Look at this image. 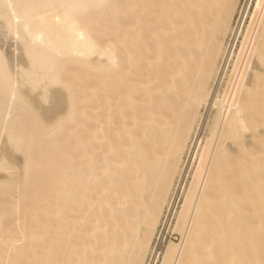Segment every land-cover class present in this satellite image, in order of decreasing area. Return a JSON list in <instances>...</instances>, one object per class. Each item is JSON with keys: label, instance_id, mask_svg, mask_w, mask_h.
<instances>
[{"label": "bare ground", "instance_id": "1", "mask_svg": "<svg viewBox=\"0 0 264 264\" xmlns=\"http://www.w3.org/2000/svg\"><path fill=\"white\" fill-rule=\"evenodd\" d=\"M126 1L0 0V180L28 182L24 112L43 135L81 113L57 201L17 230L0 206V264H264V0ZM69 62L98 75L79 111Z\"/></svg>", "mask_w": 264, "mask_h": 264}, {"label": "rangeland", "instance_id": "2", "mask_svg": "<svg viewBox=\"0 0 264 264\" xmlns=\"http://www.w3.org/2000/svg\"><path fill=\"white\" fill-rule=\"evenodd\" d=\"M115 1V3H117L116 5L118 6V7H120V5H122L121 7L122 8H124V9H122V10H120V8H118L120 11V13L121 14H123V13H125L126 12V10L129 8V7H126V6H128L127 5V1L126 0H114ZM183 1V0H182ZM180 2V1H179ZM178 3V2H177ZM176 3V4H177ZM182 3H179V7H180V5H181ZM175 5V3L172 5V6H174ZM177 6H178V4H177ZM171 7V6H170ZM176 7V6H175ZM106 9H107V7H105V8H102L101 10H100V12L101 13H104L105 11H106ZM103 10H104V12H103ZM108 10V9H107ZM118 12V10H117V15H120V13ZM155 16L154 17H156L157 15H159L158 14V12H157V14H154ZM151 17V16H150ZM150 17H148V18H150ZM148 18H147V20L146 21H148ZM152 18H153V16H152ZM157 18V17H156ZM156 18H155V21H156ZM150 21L149 22H151V23H154L155 21H154V19L152 20L151 18L149 19ZM153 21V22H152ZM115 22L113 21L112 23H111V25L109 26L110 28L112 27V29H114L115 27H116V24H117V22H116V24H114ZM108 26H107V29L106 30H104L105 32L107 31V35L105 34V32H101V34H100V36L102 37L103 36V38H100V37H98L97 39L100 41L101 39V41L102 42H105V43H103V44H106L107 42H109L108 40H110V37L111 36H114L115 35V33H113L114 31L113 30H111V29H108L109 28ZM111 31H113L112 32V34H111ZM146 32V31H145ZM147 33V32H146ZM109 34H111V35H109ZM114 34V35H113ZM105 35H106V37H105ZM109 35V36H108ZM172 35V34H171ZM105 37V38H104ZM171 38L173 37V36H170ZM100 38V39H99ZM112 38V37H111ZM114 38V37H113ZM171 38H169V40H171ZM96 39V40H97ZM167 39H168V37H167ZM104 40V41H103ZM141 40V38L139 39V41ZM99 42L100 44H101V46L103 45L102 44V42ZM107 41V42H106ZM98 42V41H97ZM141 42V41H140ZM151 43H152V41H151ZM99 44V45H100ZM172 50H174L173 48H172ZM167 52H170V49L169 50H166ZM162 62V60L159 62L160 64H161V66H162V64L163 63H161ZM164 62V64H166L165 63V60L163 61ZM77 63L76 62H69V65L68 64H66V69H64V71H63V74L61 75V82L64 84V82H65V84L64 85H62V86H70V89H71V85H73V83H74V81H75V83L77 84V86H78V83L80 84L79 86L80 87H78L77 88V86L76 85H73L76 89H77V91L75 90L74 91V94H75V96H76V94H77V99L78 100H75L76 101V105H75V108L77 107V109H78V111L79 110H81L80 109V107L82 108V103L80 104V102L82 101V99L84 100V98H85V95L86 94H88V92L86 93V91H87V87H88V90H90L89 88H91L92 86H94V84H96V82H95V80H96V77L98 78V75H95L96 73L94 72V71H92V72H90L89 70H85L86 68H85V66L84 65H76ZM128 64V63H127ZM163 64V66H162V68H164V66H166V65H164ZM81 66V67H80ZM83 67V68H82ZM167 67V66H166ZM165 67V69H167ZM85 68V69H84ZM169 68V67H168ZM143 68H140V70H142ZM146 69V68H145ZM144 69V70H145ZM165 69L163 70V71H165ZM144 70H142L143 71V73H141V71H139V73L140 74H144L145 73V75H146V72H144ZM88 71H89V73H88ZM147 71V70H146ZM166 71H170L169 69H167ZM88 74H87V73ZM77 73V77L75 78V74ZM166 73H168V72H166ZM74 77V78H73ZM73 79V80H72ZM72 80V81H71ZM98 80V79H97ZM71 82H72V84H71ZM61 83V84H62ZM68 83H69V85H68ZM74 83V84H75ZM71 84V85H70ZM73 86H72V89L71 90H73ZM86 90V91H85ZM82 91H84L85 93H83L82 94ZM72 93H73V91H72ZM85 94V95H84ZM80 95H81V98L84 96V98H82L81 99V101H80ZM74 96V95H73ZM76 98V97H75ZM146 98V97H145ZM145 98H143V97H140V101L141 102H137V103H139L140 105H142V106H139V109H141L142 107H143V105L146 107V105L148 106L149 104H146L145 105V101L146 102H148V98H146V100H145ZM142 99H144L145 101H143ZM138 100H139V98H138ZM83 102V101H82ZM81 105V106H80ZM80 106V107H79ZM145 107H143L142 109L144 110V108ZM162 108V109H161ZM77 109H75L76 110V112H78L77 111ZM142 109H141V111H142ZM160 109L161 110H163V109H165V108H163V107H160ZM26 112H28V114L27 113H23L20 117H21V120L20 119H18V121H17V125H16V131H14V133L12 134V136L13 137H15V138H17V139H23V140H25L24 141V143H22V144H20V146H22V147H20V146H18L19 147V149L20 150H22V152L25 154V158H28V159H30L31 160V165H30V167L28 168V169H26L25 171V174H26V182H27V180H28V184L26 183V186L24 187V184H21V185H12V184H10L9 182H7V179L6 178H8V179H10L9 177H11V178H13V177H17L18 176V171L17 170H14V171H12L11 169H9V168H7V169H4V173L1 175V176H4V181L3 180H0V206H3V207H5V209L6 210H10V212H11V210H12V214H6V216H5V218H3L2 219V221L3 222H5L7 225H9L10 227H14L13 229L14 230H17L16 229V227L15 226H26L27 224H32V222L30 223V214H29V208H30V206H31V203H34L35 204V207H36V209L39 211V213L40 212H42L41 214H43V211L46 209V202H47V200L48 199H50L51 197L54 199V198H56L55 200L57 201V196L54 194V192L52 191V189L51 188H55V186L57 185V187L54 189V190H57L58 189V187H59V185H58V182L56 181V182H54L55 181V179L57 180V178L60 176L59 175V170L61 169H63L64 168V170L67 168V166L69 167V165H71L70 167L72 168V162H70V158H69V154H70V156H71V151L72 150H74V149H72L71 150V148H70V143L72 142V141H69V138H70V140H71V138H73V137H75L76 136V134L79 132V127H78V125H76V123L75 122H77V124L79 123V119H80V117L79 116H81L80 114V112H78L77 114H78V118L79 119H74L73 118V120L71 119V120H66V121H64V122H61L60 124H59V126L58 127H56L55 129H53V131H51L50 133L51 134H49V135H47V134H42L43 132L44 133H46L42 128H38V127H36L38 124H37V122H34V120L36 121V119H34L33 117H34V115L32 116V115H30L31 113H29V111H26ZM165 112H166V109H165ZM77 114H74V116L76 117L77 116ZM24 115V116H23ZM23 116V117H22ZM115 122V121H114ZM37 124L36 126H35V124ZM117 122H115V125L116 126H114L113 124H110V127L112 128V127H114V129H112L113 131L115 130V128L117 127V124H116ZM113 125V126H112ZM34 126V127H33ZM76 126V127H75ZM40 127V126H39ZM78 127V128H77ZM43 131H42V130ZM41 130V131H40ZM55 130V131H54ZM137 130H140L141 131V129L139 128V129H137ZM137 130H136V132L135 133H138L137 132ZM139 131V132H140ZM1 132H4V131H1L0 130V133ZM139 134H141V133H138L137 134V136L139 135ZM140 136V135H139ZM28 138V139H27ZM67 139H68V141H67ZM72 140H74L75 141V138L74 139H72ZM74 141L72 142L73 144H75L74 143ZM120 142V141H119ZM118 142V144H120ZM65 143H67L68 144V147L70 148V149H68V147L65 145ZM72 143H71V146H72ZM95 144H97V143H95ZM101 144V143H100ZM99 144V146H102V145H100ZM103 144V143H102ZM76 145V144H75ZM105 145V144H104ZM103 145V146H104ZM67 147V149L65 150V148ZM95 147V145H92L91 146V148L93 147V148H100V147ZM102 146V147H103ZM106 146V145H105ZM73 148H75V147H73ZM67 150H71L70 151V153H69V151H67ZM62 151H63V153L65 154H63L62 153ZM68 152V153H65V152ZM73 152V151H72ZM92 152V151H91ZM63 154V155H62ZM97 154V153H96ZM68 156V158L69 159H67L68 161H66V158H67V156ZM72 155H73V153H72ZM20 156V155H19ZM96 157H98V155L96 156ZM78 160V159H77ZM76 160V161H77ZM64 161H65V163H64ZM67 162H69L68 163V165H67ZM62 166V168H60V167ZM59 167V168H58ZM60 170V172L62 173V171ZM69 170H70V168H69ZM68 170V171H69ZM17 173H16V172ZM67 171V170H66ZM66 171H63V172H66ZM17 174V175H16ZM123 174V172H121V175ZM125 174V173H124ZM126 175V174H125ZM6 177V178H5ZM106 178V177H105ZM105 178H103V177H101V179H102V181L105 183L107 180H103V179H105ZM132 178V177H131ZM97 179V178H96ZM101 179H99L100 181V183L102 184L103 182L101 181ZM96 181V180H95ZM99 182H98V184H99ZM103 183V184H104ZM110 182L108 181V184H109ZM103 184L101 185V186H103ZM106 185H107V183H105ZM111 184V183H110ZM55 185V186H54ZM106 185H104V187L106 186ZM95 186V185H94ZM93 186V187H94ZM98 187H100V185L98 186ZM97 186L96 187H94L95 188V190L93 189V188H91L90 190H91V192H93V195H92V197L94 196L95 197V195H97V193H96V191H97V189H101V187L100 188H98ZM25 188V189H24ZM93 189V190H92ZM49 190H51V192H53V194L51 195L50 193H48V191ZM114 189L112 190V193H110V194H108L107 193V195H109V198H112V197H110V195L111 196H114L113 198H116L115 197V194L116 193H114ZM98 193L100 192V191H97ZM101 192H102V189H101ZM100 192V193H101ZM56 193V192H55ZM96 193V194H95ZM114 193V194H113ZM48 194H50V196L48 195ZM113 194V195H112ZM104 196H103V198L106 196V192H104V194H103ZM49 196V197H48ZM54 196H56V197H54ZM89 197H91V194L90 195H88ZM93 197V198H94ZM108 197V196H107ZM107 197H105L104 198V200H106V201H108V202H111V201H109L110 199H108ZM93 198H92V200H93ZM53 199H51L50 201H53ZM91 199V198H90ZM54 200V201H55ZM91 200V201H92ZM114 200V199H113ZM56 201H55V204H56ZM87 201H89V200H87ZM54 203V202H53ZM53 203H51L52 205H53ZM88 202H85V203H83V204H87ZM92 202H90L89 204H91ZM34 204H32V205H34ZM84 205L83 207H84V209L83 210H85V206L86 207H88V208H86V209H88V210H90L89 209V207L91 206V205ZM115 204V203H114ZM55 206V205H54ZM112 206H114V205H109V207L111 208ZM94 207H96V206H94ZM98 207V206H97ZM109 207H107L108 209H109ZM116 207V208H115ZM120 207V206H119ZM91 209H94V208H92V207H90ZM118 208V206H114L113 208H111V211H108V209H106L107 211H108V213L110 212H113L112 213V217L114 218V217H117L116 215L117 214H115L114 215V212L115 213H118L119 211L118 210H121L123 207H121L120 209H118V210H116ZM125 208V207H124ZM124 208L122 209V211L120 212V217H121V220H122V217L124 218V214L122 213L123 212V210H124ZM97 209V208H96ZM95 209V211H97L98 213H96L95 215H97V214H99L100 215V212H99V209L98 210H96ZM112 209H114V210H116V211H112ZM126 209V208H125ZM128 209V208H127ZM129 209H131V208H129ZM128 209V210H129ZM82 210V209H81ZM80 210V211H81ZM82 210V211H83ZM88 210H86L87 212H88ZM105 210V211H106ZM110 210V209H109ZM132 210H134L133 208H132ZM94 211V210H93ZM93 211H91V212H93ZM95 211H94V213H95ZM118 211V212H117ZM124 211H126V210H124ZM9 212V213H10ZM13 212H15L16 214H14ZM104 212V211H103ZM126 212H129V211H126ZM126 212H124L125 214H127ZM132 212H134V211H131L130 210V213H131V215L133 214ZM105 214V213H103V219H106L107 221L106 222H108V224L109 223H111V218H110V222L108 221V219L107 218H105L107 215L109 216V214ZM88 215H89V212L87 213ZM88 215H86L87 217H88ZM91 215V216H90ZM90 218H89V220L91 221V219L93 218V213H90ZM118 215H119V213H118ZM128 216H129V213L127 214ZM130 215V216H131ZM98 216V215H97ZM107 216V217H108ZM129 216V217H130ZM92 217V218H91ZM120 217L118 216L117 218H116V220L118 221V222H121V220H120ZM127 216H125V218H126ZM100 218H102V215H100ZM124 218V219H125ZM87 219V218H86ZM86 219H84V220H86ZM94 219V221H95V217L93 218ZM83 220V224L80 222V226H82L83 228H84V226H85V224L86 223H84L85 221ZM89 220H87L86 222H90ZM113 220V219H112ZM115 220V221H116ZM120 220V221H119ZM93 220H92V222L95 224V222H94ZM104 221V220H103ZM124 221V220H123ZM122 221V222H123ZM125 221H126V219H125ZM113 222H114V220H113ZM121 222V223H122ZM91 223V222H90ZM89 224V223H88ZM92 224V223H91ZM107 224V225H108ZM116 223L114 222V225H115ZM84 225V226H83ZM114 225H112L111 226V224H109V226H111V227H108V228H112ZM18 226H17V228H18ZM87 226V225H86ZM85 226V227H86ZM89 226V225H88ZM92 226V225H91ZM78 227V229H79V225L77 226ZM82 227H80L81 228V230H82ZM90 227V226H89ZM88 228V227H87ZM91 228V227H90ZM80 230V229H79ZM84 230V229H83ZM169 239H170V237H168ZM167 238V240L165 241V245L167 244V242H168V239ZM20 244V243H19ZM22 244V243H21ZM23 245H24V242H23ZM99 246L100 247H102V243H101V245L99 244ZM99 246H97V248L99 247ZM16 247H18V248H21L22 247V245H18L17 244V246ZM17 249V248H16ZM100 249V251H101V248H99ZM99 249L97 250L99 253H101L102 254V252H100L99 251ZM94 253V254H99V253ZM92 255H93V253H92ZM91 255V256H92ZM95 256H97V255H95ZM94 256V257H95ZM101 256V255H100ZM100 256H97L98 257V259H100ZM94 257H92V258H94ZM97 257H96V259H97Z\"/></svg>", "mask_w": 264, "mask_h": 264}, {"label": "snow or ice", "instance_id": "3", "mask_svg": "<svg viewBox=\"0 0 264 264\" xmlns=\"http://www.w3.org/2000/svg\"><path fill=\"white\" fill-rule=\"evenodd\" d=\"M29 72H31V69L28 70ZM45 102H47L46 98H45ZM60 124V121H57L53 126H58Z\"/></svg>", "mask_w": 264, "mask_h": 264}]
</instances>
